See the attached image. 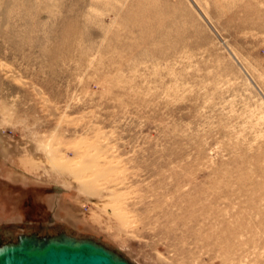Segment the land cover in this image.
<instances>
[{"label": "rangeland", "instance_id": "obj_1", "mask_svg": "<svg viewBox=\"0 0 264 264\" xmlns=\"http://www.w3.org/2000/svg\"><path fill=\"white\" fill-rule=\"evenodd\" d=\"M30 233L264 264V0H0V240Z\"/></svg>", "mask_w": 264, "mask_h": 264}, {"label": "water", "instance_id": "obj_2", "mask_svg": "<svg viewBox=\"0 0 264 264\" xmlns=\"http://www.w3.org/2000/svg\"><path fill=\"white\" fill-rule=\"evenodd\" d=\"M0 264H134L92 238L71 234L44 237L20 234L15 242L0 240Z\"/></svg>", "mask_w": 264, "mask_h": 264}, {"label": "bare ground", "instance_id": "obj_3", "mask_svg": "<svg viewBox=\"0 0 264 264\" xmlns=\"http://www.w3.org/2000/svg\"><path fill=\"white\" fill-rule=\"evenodd\" d=\"M86 188V187H85ZM81 214V213H80ZM85 216V215H84ZM229 232V231H228ZM218 234V233H217ZM224 234V233H223ZM226 234H224V236H225ZM223 237V236H222Z\"/></svg>", "mask_w": 264, "mask_h": 264}, {"label": "flooded vegetation", "instance_id": "obj_4", "mask_svg": "<svg viewBox=\"0 0 264 264\" xmlns=\"http://www.w3.org/2000/svg\"><path fill=\"white\" fill-rule=\"evenodd\" d=\"M61 234V233H60ZM57 235H59V234H57Z\"/></svg>", "mask_w": 264, "mask_h": 264}]
</instances>
